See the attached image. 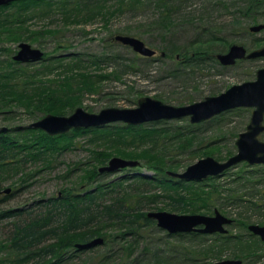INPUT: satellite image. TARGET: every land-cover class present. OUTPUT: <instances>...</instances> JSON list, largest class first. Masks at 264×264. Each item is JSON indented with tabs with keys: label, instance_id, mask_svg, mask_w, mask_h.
<instances>
[{
	"label": "rangeland",
	"instance_id": "obj_1",
	"mask_svg": "<svg viewBox=\"0 0 264 264\" xmlns=\"http://www.w3.org/2000/svg\"><path fill=\"white\" fill-rule=\"evenodd\" d=\"M219 1H222V4L217 6ZM161 18L155 6L139 5L135 9L117 14L108 26H105L101 18L87 24L82 22L68 26L53 17L42 21L34 20L29 23L33 30L49 28L59 31L52 35L41 36L40 42L36 43L30 41L16 43L5 40L3 42L0 37V50H2L0 51V64L16 55L19 45L23 42L42 50L44 57H50L58 52L57 54H64L68 57L83 56L87 62L94 57L96 58L93 60L99 61L100 59V68L90 66L88 67L89 72L93 76L105 74L110 78L96 81L93 84V92L76 89L72 90L71 94L57 96L60 101L58 104L63 109L61 112L50 114L63 116L70 115L79 107L89 113H98L111 107L136 108L139 99L143 97L160 100L172 106H185L202 101L206 97L218 96L234 85L254 81L257 71L264 68L263 58L241 59L237 60L234 65H222L217 59L218 54L227 53L232 45H242L248 52L264 47V29L260 32L250 30L251 27L264 25V0H191L181 11L173 14L171 17L173 23L165 25ZM201 34L205 35L203 40L210 41L205 45L210 48L208 52L202 54L198 51L204 56L203 59L189 63H187L188 60L182 62L183 59L195 56L190 44ZM116 35L140 38L149 48L155 50L157 55L152 58L142 57L130 47L117 43L114 39ZM60 44L64 45V48L58 49ZM173 44L182 50L172 52L175 48ZM186 46H190L188 51L183 48ZM107 55L109 57L106 59ZM40 63L41 60L31 65L22 64V66L29 65L33 70L40 68ZM3 67L8 68L6 65ZM48 78L56 79V75L51 74ZM75 101L78 102L75 103ZM252 112L253 108H237L200 124H191L189 118L169 120L171 123L167 125L171 124L174 130L180 129L185 134H188L190 130L193 133V142H190L191 136H183L181 139L172 141L167 138L166 151L169 156L165 162L170 167L169 171L182 173L188 166L207 156H212L221 162L226 161L236 153V141L239 135L247 130ZM47 115L36 111L35 107L14 106L11 110L2 108L0 109V130L20 128L22 132L19 138L21 140L33 138L37 133L23 131L25 129L36 130L30 125ZM192 125L193 127H190ZM259 139L264 141V133L259 136ZM67 144L71 147L54 152L44 161L26 163L23 161L17 166V173L1 177L5 179L0 180L3 181L0 198L8 188L12 189L13 196L8 202L0 204V210H16L35 205L43 199L57 196L65 188H77L78 191L89 189L92 186H86L84 170L92 162L99 163L101 157H109L108 162L113 157L130 160L127 154L137 152L139 157L137 160L141 163L138 167L106 173L108 177L105 182L124 175H133V173H141L145 177L154 175L147 163L151 158V155L146 154L145 148L147 147L136 150L133 147L119 146L117 143L104 147L102 141L96 140L91 134L80 135L72 141L65 138L60 142V146H68ZM205 152L206 154H203ZM242 165H247V168ZM98 168L100 170L101 167ZM244 169L263 172L264 165L252 166L241 163L228 170L229 175L223 176L224 173L218 176V183L223 186L220 187L224 188V191L219 194L220 197L215 196L213 202L210 203L213 213L209 215H214L218 210L224 216L234 220V223L227 227L229 231L227 234L206 235L202 243L197 240L180 242L176 239L168 240L167 232L158 228L155 222L137 242L132 259L139 257L148 264H156V260L167 262L168 257L173 260L167 264H216L222 260L234 259V255L238 252L234 253V248H231L225 249L217 256L193 261L194 256L200 254L202 247L211 245L212 241L218 239L219 236H247L250 233L247 224L264 222V184L257 188H246L231 198L237 185L231 184L230 180L241 171L245 172ZM162 190L154 186L149 192L160 196L154 199L155 203H153L160 210L156 207L153 211L176 213L164 208L168 201ZM254 203L258 207L255 205L250 207ZM115 234L114 230L101 232L92 240L101 238L104 240L102 245L84 251L71 250L69 255L72 261L66 264H92V259L100 254L105 255L108 251L118 250L122 244L112 242L117 236ZM4 240H6V230L0 224V242ZM106 240L111 243H105ZM156 255L159 257L157 258ZM5 257L7 255L0 251V259ZM124 258L122 250L117 251L113 256L114 264L124 262ZM243 264H248V262L245 260ZM254 264H264V258L259 263L255 261Z\"/></svg>",
	"mask_w": 264,
	"mask_h": 264
},
{
	"label": "trees",
	"instance_id": "obj_2",
	"mask_svg": "<svg viewBox=\"0 0 264 264\" xmlns=\"http://www.w3.org/2000/svg\"><path fill=\"white\" fill-rule=\"evenodd\" d=\"M189 1L191 0H18L9 6L0 7V37L2 39L0 40L16 43L40 42L41 36L52 35L59 30L49 28L33 30L29 23L51 17L59 19L66 26L78 25L82 22L87 24L101 18L105 26H108L117 14L135 9L139 5L155 6L162 17V23L169 25L173 23L171 18L173 14L181 11ZM221 4L222 1H219L217 6ZM58 15H61L60 18ZM204 36L201 34L190 44L195 56L188 59L187 63L203 59L202 54H206L210 49L205 47L210 41L203 40ZM173 46L175 48L172 52L182 50L174 44ZM189 47L183 48L188 51ZM57 48H64V45L60 44ZM57 53L50 57L45 56L41 60L40 68L33 70L29 66L31 63L22 66V63L13 59L14 56L2 62L0 64V109L11 110L16 106L35 107L36 111L45 114L61 112L63 108H60L57 96L71 94L72 90L76 89L93 92V84L96 81L110 78L105 74L93 76L89 72L88 67L100 68L101 66L100 59L93 60L96 57L87 62L80 55L68 57ZM107 57L109 56L107 55L106 59ZM51 74H55L56 79L48 78ZM62 78L64 79L55 81ZM168 123L171 122L161 121L140 126L110 124L104 127L76 129L68 134L56 136H50L39 129H25L23 132L37 133V135L23 140L19 138L22 132L20 128L0 132V180L5 179L1 178L3 176L17 173V166L23 161L25 163L44 161L54 152L71 147L69 144L60 146L63 139L72 141L85 134H91L96 140L102 141L104 147L114 143L122 147H133L136 150L147 147L146 154L151 155L147 163L154 173L151 177L133 173V175H124L105 182L108 174L101 173L98 167L106 165L109 157H101L99 163L92 162L84 170L86 186H92L89 189L78 191L77 188H65L57 196L43 199L35 205L16 210H0V224L6 230V240L0 242V251L7 255L0 259V264H66L72 261L69 255L71 250L75 252L88 250L78 249L77 245L88 243L107 230L115 231L117 236L112 242H120L122 246L116 251L111 250L105 255L100 254L92 259V264H114L113 256L119 250H122L125 255L124 262L120 264H148L139 257L132 259V256L137 242L143 238L146 230L155 224V221L148 217V214L157 207L153 204L154 199L160 197L149 193L154 186L163 189L162 191L166 194L165 199L168 201L164 208L171 212L212 214L210 203L215 196L220 197L219 194L224 191V188H221L223 186L218 183L219 177L208 178L201 182H186L175 179L167 173L170 168L165 162L169 156L166 151L167 138L172 141L181 139L183 136H191L190 142H193L192 131L189 130L188 134H185L180 129L174 130L171 124L167 125ZM127 158L139 159L137 152L127 154ZM172 164L175 165L176 162ZM242 166L247 168V165ZM244 171L230 180L231 184L237 185L231 198L246 188H257L264 184V171L255 172L246 169ZM227 174L229 175V171L223 176ZM2 182L0 181V190ZM3 193L0 204L8 202L13 196L12 190L10 193ZM254 205L258 207L255 203L250 207ZM157 209L160 210L158 207ZM167 238L180 242L197 240L202 243L206 235L168 234ZM105 243L109 244L111 241L106 240ZM263 246L264 243L251 234L219 236L212 241L211 245L202 247L200 254L195 255L193 261L214 257L225 249L234 248V253L238 252L234 255V259L246 260L248 264H254L255 261L259 263L264 258ZM168 259L167 262L156 260V264H167L173 260L169 257Z\"/></svg>",
	"mask_w": 264,
	"mask_h": 264
},
{
	"label": "water",
	"instance_id": "obj_3",
	"mask_svg": "<svg viewBox=\"0 0 264 264\" xmlns=\"http://www.w3.org/2000/svg\"><path fill=\"white\" fill-rule=\"evenodd\" d=\"M18 0H0V6L11 4ZM264 25L251 27V32H260ZM115 41L130 47L142 57L152 58L157 52L149 48L143 40L134 36L116 35ZM164 55V54H162ZM44 58V52L32 47L28 43H21L19 51L14 55L16 62L34 63ZM264 59V47L248 52L242 45H232L227 53L218 54L217 59L222 65H234L241 59ZM237 108H253L250 124L236 141L237 151L226 161H219L212 156L200 159L188 166L182 173L167 172L173 178L187 182H201L211 177L223 175L229 169L241 164L264 165V141L259 136L264 133V68L259 69L254 81H247L234 85L218 96L206 97L204 100L185 106H172L150 97L139 99L136 108H106L98 113H89L83 108H77L67 116L48 114L32 123L30 127L42 130L50 136L68 134L76 129L104 127L114 123L140 126L160 121L179 120L189 118L191 124H200L213 119L227 111ZM3 128L0 132H6ZM137 160H127L113 157L108 164L100 168L101 173H113L126 168L140 166ZM8 188L4 192L10 193ZM157 227L170 235L200 233L213 235L227 234V226L233 220L221 214L218 210L214 215L206 214H178L167 211H153L148 214ZM249 229L264 240V226L252 225ZM101 238L85 244L77 245L78 249H90L102 245ZM216 264H243L241 259H227Z\"/></svg>",
	"mask_w": 264,
	"mask_h": 264
},
{
	"label": "flooded vegetation",
	"instance_id": "obj_4",
	"mask_svg": "<svg viewBox=\"0 0 264 264\" xmlns=\"http://www.w3.org/2000/svg\"><path fill=\"white\" fill-rule=\"evenodd\" d=\"M16 2V1H15ZM13 3V2H12ZM10 4H8V5H5V6H9ZM5 6H0V7H5ZM162 56H164V55H162ZM188 59H183L182 60V62H186ZM246 164H248V163H246ZM252 166H254V165H252ZM233 220V219H232ZM234 223V220H233V222L230 224V225H232ZM230 225H228V226H230ZM252 225H259V226H264V223H259V224H250V225H248L247 224V228H248V230H249V234H251V235H253V236H255V237H257V238H259L263 243H264V240H262V238H261V236L260 235H256V234H254L250 229H249V227L250 226H252ZM227 226V227H228ZM168 234V233H167Z\"/></svg>",
	"mask_w": 264,
	"mask_h": 264
}]
</instances>
